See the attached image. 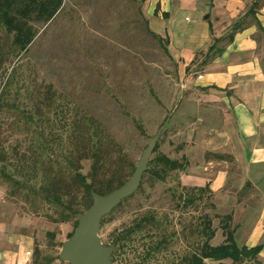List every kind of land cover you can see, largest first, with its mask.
<instances>
[{
    "label": "rangeland",
    "instance_id": "obj_1",
    "mask_svg": "<svg viewBox=\"0 0 264 264\" xmlns=\"http://www.w3.org/2000/svg\"><path fill=\"white\" fill-rule=\"evenodd\" d=\"M156 1L150 7L148 0H64L51 21L36 24L38 33L25 51L12 45V36L0 23V144L13 166L17 160L13 148L26 151L31 167L36 165L33 148L45 136L50 145L38 160L52 163L55 171L62 166V171L69 168L73 175V166H80L89 181L105 183L118 173L124 183L149 139L160 132L150 159L162 153L187 161L185 169L168 172L163 180L145 172L136 192L105 217L99 230L105 244H113V238L143 216L155 218L123 241L114 264H178L179 256L197 244L196 230L205 214L216 231L212 244L224 240L221 219L232 213L233 225L240 224L236 236L242 245L264 201V178L255 179L263 170L243 172L236 163L229 165L231 174L222 189L209 186L202 199L187 206L180 197L197 193L191 188L207 182L221 168L204 167L211 157L204 155V135L219 124L206 123L205 108L187 102L198 92L180 86L186 82L181 81L173 56L176 46L168 36L159 39L149 32L162 24L160 18L166 19L159 5L153 8ZM202 58L199 55L195 61L194 71L201 70ZM27 111L35 113V122L45 119L44 132L39 124L25 125L22 113ZM80 120L101 125L115 144L104 173L95 179L91 160L77 162L79 128L73 122ZM94 127L90 132H95ZM72 154L73 165L68 161ZM13 166L9 170L15 174ZM148 168L152 170V163ZM25 174L28 185L35 188L45 179L39 163ZM247 177L253 182L243 189ZM74 193L80 200L82 191ZM76 225V217L62 220L60 209L32 192L18 191L0 175V251H18L11 252L14 264H45L49 258H53L50 264H69L59 252ZM162 238L161 251L144 259L149 245ZM26 250L31 254L26 255ZM260 260L264 264V252Z\"/></svg>",
    "mask_w": 264,
    "mask_h": 264
},
{
    "label": "crops",
    "instance_id": "obj_2",
    "mask_svg": "<svg viewBox=\"0 0 264 264\" xmlns=\"http://www.w3.org/2000/svg\"><path fill=\"white\" fill-rule=\"evenodd\" d=\"M152 3L148 0V6ZM157 5L166 19L160 18L163 22L154 31L176 46L173 56L181 81L186 82L180 86L198 92L187 102L205 108L206 123L219 124L204 135V155L211 156L204 167L222 166L198 185L222 189L234 163L243 172L263 170L255 179L264 178V0H157L153 8ZM251 7L253 12L248 13ZM216 38L221 39L219 50L194 71L198 52H206ZM246 182L252 185V177L244 178L243 186ZM257 214L244 243L248 246L264 245V201ZM11 252L18 254L0 251V264L15 263Z\"/></svg>",
    "mask_w": 264,
    "mask_h": 264
},
{
    "label": "trees",
    "instance_id": "obj_3",
    "mask_svg": "<svg viewBox=\"0 0 264 264\" xmlns=\"http://www.w3.org/2000/svg\"><path fill=\"white\" fill-rule=\"evenodd\" d=\"M63 3L64 0H0V23L4 26L6 32L12 36V45L20 51H25L38 33L36 24L51 21L56 16ZM256 5L257 1L254 2L253 7ZM253 7H251L248 13L253 12ZM155 14H157V10ZM234 29H237V27L234 26ZM149 32L156 38H162L160 34L153 30L149 29ZM220 41V38H216L206 52L199 51L194 63L199 55H202L203 57L200 61V66L207 63L211 59V55L214 53L213 51L215 50L216 52V50H219L217 45ZM16 109H19L17 105ZM22 115L26 126L30 127V125L39 124L38 127L43 128L44 132L46 127L45 119L35 122V113L32 111L23 112ZM73 124L79 128L77 139L78 142H80V154L77 158V162L80 164L82 160H91V177L95 179L99 173H104L109 152L115 144L105 128L101 125L94 127V125L88 120H80L78 124H76V122H73ZM92 127H94L95 132H90ZM43 132L42 134H44ZM44 139L46 141H44ZM48 144L50 145V142L44 136L42 139L40 138L38 144L34 145L35 148H33V153L36 158L35 164L37 165L39 163L43 165L44 168V174L42 176L45 179H43L42 185L38 188L28 185V181L30 180H28L25 172L27 173L31 168L36 167V165H32L31 167L32 162H29L26 151H20L17 150V148H13L15 149V152L13 153L17 157L16 164L13 166L8 157V152H6V147L1 146L0 144V175L5 180L12 182V184L17 187L18 191L26 192L27 194L32 192L40 196L43 201L60 209L62 220L71 217L75 218L76 213L86 210L92 203L91 191L107 193L123 184V180L121 178L119 179L118 173L110 175L105 183H96L94 180H88V177L81 171L80 166H73V175L70 174V169L66 168V176L65 171H62V169H64L62 166H60V171H55L52 163L46 162L44 159L38 160L46 155L45 151ZM156 149L157 146L154 148L153 152H155ZM68 161L71 165L74 164L73 154L68 158ZM149 161L150 164L152 163L153 168L151 170L147 167L145 172L149 171L160 180H163L168 172L183 170L188 165L186 159L180 161L172 159L162 153ZM46 163L49 168L45 166ZM11 166L15 168V174L10 172L9 169ZM131 168L134 169L133 166H131ZM16 173L23 177L19 178ZM249 186H251V183L246 182L243 189H246ZM75 189H79L83 193L78 201L75 199ZM208 189V184L192 187L191 191L197 193H187L185 196L180 195V197H183L184 204L187 206L195 203L196 200L202 199V194ZM105 217L102 219L101 225L103 224ZM150 219L151 217L149 216H143L135 225L127 229L126 232H122L119 236L112 239V243L115 245L112 255L114 261L116 260V256L121 247H123V241L129 240L134 233L143 227V225L155 222V218L152 220ZM221 221L224 240L218 244H212L211 240L215 237L216 231L213 228L212 219L205 214L201 218V224L198 225L196 230L198 235L197 244L179 256L178 264H207V260H231L233 264H245L247 262L262 263L260 260V254L264 245L262 243L254 246H248L246 244L240 245L236 236L240 224L233 225L232 213L222 216ZM163 239L164 238L157 240L155 244L152 243L149 245L145 251L147 255L144 259H146L148 255L161 251L159 247L160 244L163 243ZM52 261L53 258H49L45 264H50Z\"/></svg>",
    "mask_w": 264,
    "mask_h": 264
},
{
    "label": "water",
    "instance_id": "obj_4",
    "mask_svg": "<svg viewBox=\"0 0 264 264\" xmlns=\"http://www.w3.org/2000/svg\"><path fill=\"white\" fill-rule=\"evenodd\" d=\"M160 133L149 139L134 171L123 184L107 193L91 191V205L76 213L77 225L61 245V260L69 264H114L115 245L105 244L99 234L102 219L139 188Z\"/></svg>",
    "mask_w": 264,
    "mask_h": 264
},
{
    "label": "built area",
    "instance_id": "obj_5",
    "mask_svg": "<svg viewBox=\"0 0 264 264\" xmlns=\"http://www.w3.org/2000/svg\"><path fill=\"white\" fill-rule=\"evenodd\" d=\"M27 255H30L31 254V252L30 251H27V253H26Z\"/></svg>",
    "mask_w": 264,
    "mask_h": 264
}]
</instances>
